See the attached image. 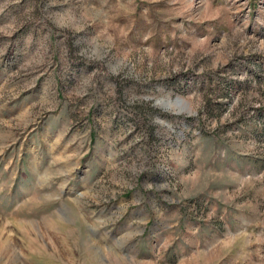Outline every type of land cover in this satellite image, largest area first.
<instances>
[{
	"label": "rangeland",
	"instance_id": "374dc122",
	"mask_svg": "<svg viewBox=\"0 0 264 264\" xmlns=\"http://www.w3.org/2000/svg\"><path fill=\"white\" fill-rule=\"evenodd\" d=\"M35 174L149 264H264V0H0V264L138 262Z\"/></svg>",
	"mask_w": 264,
	"mask_h": 264
},
{
	"label": "crops",
	"instance_id": "0c3cea01",
	"mask_svg": "<svg viewBox=\"0 0 264 264\" xmlns=\"http://www.w3.org/2000/svg\"><path fill=\"white\" fill-rule=\"evenodd\" d=\"M37 174H35V178L31 184V190L28 193L30 195L32 191V193L36 195L35 198H44V201L48 203L51 202V205L47 206V213L41 214V218L44 217L49 219L56 217L57 223L59 221L64 222L63 219H69L68 222L70 223V221L73 219V215L69 211H71L73 206H75L79 216L81 217V220L86 226V238L89 239L93 247H96L97 249H101L102 247L104 249H110L117 257H119L118 252H121L123 255H126V258L138 259L136 264H149L150 257L147 255V249H149L147 244L149 242V236L153 235L154 233H120L119 227H117L118 229L115 231L114 229L105 231L104 227L101 226V223L105 224L104 220L109 219L108 216H112V214H107L106 218L103 220L101 218H96L97 211L85 213L82 210L80 203L79 205H76V203L79 201V198L87 194L92 195L91 187L88 185L84 186L82 183H79V181L77 184L72 185H53L50 183H48V185H41L40 181L38 180L39 174L38 176ZM82 174L83 179L86 180L87 173L82 172ZM66 191L69 194L73 193V197H71L72 195L65 194ZM134 198L135 196H132L131 193L129 197L130 201H133ZM136 203L137 206L132 209V214L129 216L142 217L140 213H137L138 211L136 212V209L140 207L143 202L139 200ZM56 205L58 206L56 207ZM62 206H65L66 210ZM127 206H129V204H127ZM98 214H100V212ZM143 215L145 217L147 216L145 213H143ZM134 222L135 220H131V223H128V228H130ZM141 224L142 222L139 225ZM137 228L138 227L135 226L133 230H136ZM56 230L58 229L56 228ZM129 254H131V256ZM123 262L124 264H128L125 261Z\"/></svg>",
	"mask_w": 264,
	"mask_h": 264
}]
</instances>
